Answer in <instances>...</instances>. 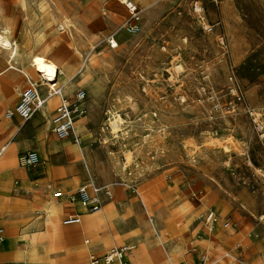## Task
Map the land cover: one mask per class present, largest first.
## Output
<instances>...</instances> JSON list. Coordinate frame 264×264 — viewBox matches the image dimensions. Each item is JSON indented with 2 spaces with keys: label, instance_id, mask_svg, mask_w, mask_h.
I'll list each match as a JSON object with an SVG mask.
<instances>
[{
  "label": "rangeland",
  "instance_id": "obj_1",
  "mask_svg": "<svg viewBox=\"0 0 264 264\" xmlns=\"http://www.w3.org/2000/svg\"><path fill=\"white\" fill-rule=\"evenodd\" d=\"M0 1L6 8L0 33L13 35L22 48L20 62L29 67L26 56L42 53L36 36H44L43 44L55 43L46 29L54 22L58 37L74 44L57 55L72 72L87 70L93 77L65 96L72 99L80 89L86 93L78 136L94 157V183L107 185L116 203L103 232L111 245L94 253L116 248L117 237L126 240L119 246L132 243L122 230L140 212L142 192L158 213L177 220L179 228L185 226L187 245L178 264H206L222 249L233 251L237 264H264V0H133L140 9L136 21L118 0ZM93 1V8L87 7ZM62 18L79 28L73 36L58 29ZM111 38L117 47L112 48ZM9 56L0 46V72L9 63L16 66L18 60L11 63ZM8 111H0V125ZM52 129L53 123L47 144L63 140ZM79 139L68 142L77 148ZM65 150L60 154L76 162L71 150ZM65 163L55 153L29 175L39 180L46 177L43 168ZM90 179L85 175L78 186ZM51 189L47 194L54 200ZM66 206L60 221L73 211L67 200ZM210 222L216 224L212 232ZM216 232L230 235L203 241ZM25 243L18 242L20 249ZM67 259L62 256L57 264Z\"/></svg>",
  "mask_w": 264,
  "mask_h": 264
},
{
  "label": "bare ground",
  "instance_id": "obj_2",
  "mask_svg": "<svg viewBox=\"0 0 264 264\" xmlns=\"http://www.w3.org/2000/svg\"><path fill=\"white\" fill-rule=\"evenodd\" d=\"M140 1H142L143 3L146 2L145 0H140ZM49 2H50V0H49ZM50 3L52 4V2H50ZM94 5H95V1H93L91 3L89 2L87 7L93 8ZM195 8H196L195 10L197 12L202 11V8L198 5ZM54 11H55V9H54ZM200 12H198V13H200ZM58 13H59V11H58ZM5 16H6V8L3 5V3L0 1V20L3 19ZM61 17H62V15H61ZM51 19H54V18H51ZM4 20H6V19H4ZM71 24L73 25V29L70 28ZM46 29H48L50 31V34L57 37V41H55V43H53V44L52 43L51 44H48V43L43 44V42L45 41L44 36H36L35 44L39 45L41 47L40 50L42 53L39 54L37 52H33V53L26 56V59L29 62V67H30L29 69H31V71L29 72L27 70H24V75H25V78L27 79L28 84L35 86L37 88V90H39V92L41 90H44V91L46 90L45 91V94H46L47 89L49 88V86L52 85V83L54 81H57L58 84H60L62 82V92L58 95L43 97L44 103L39 109L41 111L44 110L48 101L50 103L53 99L54 100L60 99V102H61V100L66 97L65 95H67L71 90L73 91L76 88L78 83L90 81L93 79V77H91L89 71H87L85 69H84L85 71L81 70L78 73L72 72L73 67L70 66L68 62L65 63L66 61H64L62 58H60L57 55V51L59 49L65 48L67 46L71 47L73 44L72 43L73 40H72V42H70L69 40L67 42V40H65L64 38L58 37V35L56 34V31L54 29V22H52L51 24H48L46 26ZM58 29L67 30V35L69 37L74 35L73 31L79 30V28L77 26H75L73 22H70V25H69L67 19H64V18H62V23L59 25ZM135 30H136V27L131 29V31H135ZM0 32H2V31H0ZM62 33H64V32L62 31ZM10 36H13V35L5 32V31H4V33H0V46L3 47L5 50L9 51V55H10L9 56V62L12 63L13 60H18L19 58H23L24 56H23L22 48L19 47L17 42L15 40L11 39ZM111 41L116 42L114 39H112ZM65 43L67 45L63 46V44H65ZM117 46H118V44H117ZM83 64H84V67L87 66L86 62H83ZM81 104H79V110L80 111L77 112L73 116V130H74L76 138H78V139H79L78 135L81 133V131L83 129L80 126V122H79L80 120H78V119L83 117L84 112H85V107L83 106V104L82 105ZM55 112H56V110H55ZM11 113L14 114L15 110H13L12 112L8 111L4 115L7 118H10V117H12L9 115ZM53 120H54V117H53ZM53 120H52V123L54 122ZM4 125L5 124L2 123L0 126L3 127ZM7 125H9V123ZM117 125L118 124H117L116 120H114L113 126L116 127ZM27 132H28V130H27ZM8 137H12V132L7 133V135L5 136V139L2 142H4ZM68 140H69V138H66L63 142H61V146L59 147V150H65V149L69 148L71 150V154H73V156H74L73 158L76 161L83 162L85 164L87 170H88V173L93 175L92 168H93V162H94L93 158L94 157L91 154V151H85L83 149V144H82L80 139L78 140L79 144H78L77 148L72 147L70 142H68ZM2 142L0 143V164L3 161V159L6 158L7 154L14 152V148L16 147V145L11 144L10 141L7 142L6 144L5 143L3 144ZM65 151H67V150H65ZM36 154L39 158L40 153L37 152ZM67 155H69V153ZM66 157H68V156H66ZM19 161H20V159H19ZM70 161H73V160L70 159ZM20 165H21V163H20ZM72 170H73V168H72ZM102 171H103V169H102ZM59 175H61V174H58V176ZM90 182H94L93 176H92V180ZM15 186H18V185L16 184ZM83 186L87 187L88 196L93 197V191L91 188L92 185H83ZM38 188H40V187H38ZM50 188H52V186L50 184L43 187L42 192L44 193V196H46V200L43 202V205L41 208L36 209V212H39L43 215V219H42V223H41L42 228H39V230H37L36 228L29 227L27 224H25L24 229H23V233L20 236V241H26L25 247H23V249H20L17 256L13 259L14 264H28L30 262L31 263L46 262L48 264H57L58 261L60 259H62L61 250L57 248V241H59L62 230L64 229L62 226V223L60 221V218L63 214V204L59 201L63 198H59L57 194L62 193L64 195V198L67 195H65V192L63 190L58 189L56 192H54V198L56 200L55 199L53 200L51 198L48 199L49 196L47 194V190ZM16 191L20 193L19 189H17ZM42 192H41V194H42ZM140 193H141V202H142V205L140 207L141 210H140V212H138L134 216V218H131V222L128 223V221H127L128 224L126 225V227H124V230H123L126 238L128 240L132 241V243L129 246L124 245L130 249V251L127 254V257L129 255V259H130L132 264H178L179 257L181 255H183V253H184L183 247H186V245H187V240L184 239V236H182L183 233L185 232V226L179 228L180 225L176 223L177 220H170L169 218H166L163 213H161V212L158 213L157 207L155 206L154 201L146 193H142V192H140ZM28 203H29V201H28ZM78 204H80L81 207L88 210V208L86 206H84L82 203L78 202ZM115 206H116V203L114 201H112L108 205L104 206L101 211L99 210L100 212L97 211L98 212L97 214L90 215L91 217H89L88 215L85 216V219L87 221L85 222V224L80 226V228L85 227V225H87L89 223H91L92 225L93 224L95 225L97 219L99 221L98 225L99 224L101 225L100 227H97V223H96V225L92 229H90V233L94 237L91 238L92 243L85 246V248H87L88 250L95 247L96 244H104V245L109 244L108 243L109 239H105V238L101 237L99 235V233H101L100 231H102L105 228L104 227L105 220L108 218H111L113 216ZM14 210H15V208H14ZM218 211H221V209L219 207H218ZM88 212H91V211L88 210ZM94 216H96V217H94ZM9 223L12 224V222H9ZM11 227H12V225H11ZM186 227H188V226H186ZM215 228H216V224H213L211 222H210V224H208L209 231L212 232ZM4 231H6V234ZM150 233H151V235H149ZM15 234H16V232H15V229L13 227L12 228H10V227L0 228V241L2 242V244H4L6 246V244H9L10 237L15 235ZM97 234L100 237L99 236L97 237ZM229 235H230V232H226V235H223V233L219 234L218 232L212 233V234H207V235H205V238L203 241H205V243H206V241H207L206 237L209 238L210 240H212L214 238L225 239V236H229ZM147 236H148V238H146ZM114 240L118 241L119 238L114 239ZM116 241H115L114 245H117ZM221 243H223V242H221ZM113 248H115V247H113ZM1 255H2V257H5V258L8 257L9 258V256H12V253H11V251H7V252L5 251V252H1ZM173 257H178V259L176 261H173V260H171V259H173ZM220 258H226V260H225L226 264H237V258L234 256V252L228 251V250H223V249L220 250L216 259H214L213 261H210L206 264H214V261L220 260ZM258 263H259V261H258Z\"/></svg>",
  "mask_w": 264,
  "mask_h": 264
},
{
  "label": "crops",
  "instance_id": "obj_3",
  "mask_svg": "<svg viewBox=\"0 0 264 264\" xmlns=\"http://www.w3.org/2000/svg\"><path fill=\"white\" fill-rule=\"evenodd\" d=\"M55 41H57L56 36H55ZM66 45H67L66 43L63 44V46ZM60 50L61 49H59L58 51ZM26 65H27L26 63L24 64V62H20V59H18V61H16V66L14 65L11 66V64L9 63L8 68L5 71L0 72V110L1 111H3L4 109L8 111L10 108L13 109L16 108L15 103L17 102L18 93L21 94V92L28 86L27 79L25 78L24 75V70L30 72L31 69H29V67H27ZM26 83L27 86H25L21 90L22 86H24ZM45 91H42L43 96H46ZM71 92L72 90L68 93V95L71 94ZM59 103H60V99L59 100L53 99L50 103L48 101L44 110L38 111L37 116L33 119V122H31V124H27V122H24L15 113H14V117L7 118L5 116L7 120L2 122L5 125L1 128V130H3V134L0 137L1 138L0 141L2 140V138H4V135L6 133L12 132V137H8L2 143L6 144L7 142L10 141L11 144H15L16 147L14 148V152L7 154L6 158H4L0 164V227L1 228L13 227L15 229L16 234L10 237L9 244H6V246L2 244V242L0 241V246H1L0 264H14L13 259L17 256L20 248H22L18 246V242H20V236L23 233L25 224H27L29 227H34L37 230H39V228H42L41 223H42L43 215L39 212H36V209L41 208L43 202L46 200V196H44V193L42 192L43 187L50 184L52 186L51 190H53V193L56 192L57 189H61L65 192V194L67 193L70 194L76 192L79 189L78 183L84 182L83 178L85 175L88 176L90 175L91 177L90 181L92 180V176H94V174L91 175L90 173H88V170L83 162L69 161L67 160L64 154L62 155L60 154L57 144L61 143L65 139L53 144H47L49 143V140L47 138H49V131L52 126V120L55 114V110ZM83 106L85 107L84 104ZM84 120L85 118L79 121L80 126L82 128L84 127ZM8 123L9 125H7ZM24 129H25V133L21 135ZM34 142L37 143L35 147L32 146ZM23 150H29L28 152L30 151H35L36 153L39 152L40 153L39 158L41 161H50L53 158L54 154L56 153V155L58 154L60 158L63 157L66 163L62 167L55 166V168L54 167L43 168L42 171L47 172L46 177H41L39 180H33L29 174H33L34 170H36L37 167L32 170H27L21 167L19 161L20 157L18 156H20V152ZM82 165H84V169ZM72 168L74 171L72 170ZM58 174L61 175L58 176ZM62 178L63 179L68 178V180H63ZM90 181L86 185L94 184V182H90ZM16 184L18 186H15ZM53 186H55V188H53ZM17 189L20 190V193L16 191ZM41 192L43 195L41 194ZM112 200H113V196H112ZM112 200L108 201L104 206L111 203ZM59 201L63 204V212H64L65 207H67L66 200L65 198H63ZM72 208L73 211L66 214L65 217L73 214L79 215L82 218L81 223L77 225L66 226L63 224V221H61L64 229L62 230L59 241H57V248L61 250L62 256L65 255L68 256L66 264L70 262H73L72 264H78V261L81 260V258L82 260L79 262L80 264H88L89 258L87 260H83V258L87 254H91V255L104 254L105 252L104 253H94V252H101L102 250L109 248L111 245L109 244L108 246L104 244H98L90 250L85 248L86 245L90 244L92 240L91 238L94 237L90 233V229H92L96 225V223H97V227L101 226L100 224L98 225L99 223L98 219L96 220L95 225L89 223L85 225V227L80 228V226L85 224V222L87 221L85 219V216L88 215L89 217H91L90 215H95L98 212H100L102 209L98 212H88L87 209L81 207L80 204L78 203L72 205ZM108 221L109 218L105 220L104 222L105 228L102 231H100L101 233H99V235L105 239L111 238V237H105V235H103V232L108 230V225H107ZM9 222H12V224ZM99 235L97 234V237ZM117 238H119V240L116 241L117 245L122 244L126 241L124 237H117ZM129 241L132 242L131 240ZM111 243H113V241H111ZM5 251L6 252L11 251L12 256H9V258L7 257L8 259L2 257L1 252H5ZM127 258L130 264H132L129 259V255ZM175 258L176 260L178 259V257ZM171 260L176 261L174 260V257Z\"/></svg>",
  "mask_w": 264,
  "mask_h": 264
},
{
  "label": "built area",
  "instance_id": "obj_4",
  "mask_svg": "<svg viewBox=\"0 0 264 264\" xmlns=\"http://www.w3.org/2000/svg\"><path fill=\"white\" fill-rule=\"evenodd\" d=\"M121 2L133 20H139V6L133 0H118ZM64 30V29H61ZM112 48L117 47V42L111 41ZM62 92V86L54 81L51 86L47 89L46 96L58 95ZM43 93L39 92L37 88L29 84L20 94L19 102L16 105L15 113L24 121L28 122L32 119L34 114L39 111L40 107L44 103ZM86 97L84 90L80 89L74 97H65L61 100L57 106L53 129L52 131L60 139L71 138L76 141V136L73 130V116L79 112V104L83 102ZM14 116L13 113L9 114ZM21 166L27 170L36 168L41 160L38 158L34 151L27 152L20 156ZM93 197L88 196L87 187L81 186L76 193L67 195L65 199L71 204L82 203L91 212H97L103 208V206L112 199L113 193L107 185H98L94 183L92 186ZM59 198H64L62 193L57 194ZM66 195V194H65ZM214 219V214L209 215V220ZM81 216L79 215H68L64 218L63 224L66 226L76 225L81 223ZM130 249L126 246H118L105 252L104 254H93L89 257L88 264H130L127 259V254Z\"/></svg>",
  "mask_w": 264,
  "mask_h": 264
}]
</instances>
